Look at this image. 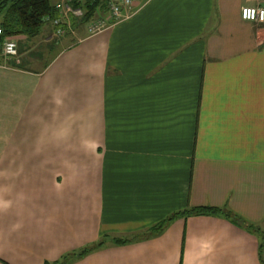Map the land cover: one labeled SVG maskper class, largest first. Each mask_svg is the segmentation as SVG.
<instances>
[{"label": "crops", "instance_id": "obj_1", "mask_svg": "<svg viewBox=\"0 0 264 264\" xmlns=\"http://www.w3.org/2000/svg\"><path fill=\"white\" fill-rule=\"evenodd\" d=\"M243 7L264 0H135L42 70L19 38L0 63V264L100 241L70 264H264L259 235L220 215L113 243L200 207L264 232V24Z\"/></svg>", "mask_w": 264, "mask_h": 264}, {"label": "trees", "instance_id": "obj_2", "mask_svg": "<svg viewBox=\"0 0 264 264\" xmlns=\"http://www.w3.org/2000/svg\"><path fill=\"white\" fill-rule=\"evenodd\" d=\"M73 5L74 7H81L85 11V15L81 20L73 21L72 28H77L80 24L90 23L100 12H108V0H83L81 2H73ZM0 17V28L3 30V40L6 38L19 40L20 37H24L31 42L42 35L45 28L60 17V13L55 8V0H0ZM65 29L67 28L65 27ZM16 62V60H13L8 62V64ZM48 65L45 66V69ZM211 215L225 216L235 224L245 226L249 231L259 235L261 238L260 254H262L264 248V232L261 229L245 223V221L238 219L231 213H226L222 209L210 207L186 209L175 213L142 235H136L128 239H113V243L122 246L140 237L160 234L168 223L177 218ZM105 244V241H100L84 247L81 250L65 254L58 262H47L45 264H70L104 247Z\"/></svg>", "mask_w": 264, "mask_h": 264}, {"label": "built area", "instance_id": "obj_3", "mask_svg": "<svg viewBox=\"0 0 264 264\" xmlns=\"http://www.w3.org/2000/svg\"><path fill=\"white\" fill-rule=\"evenodd\" d=\"M83 0H56L55 8L60 13V17L55 19L51 25L55 30V35L61 37L67 32H71L73 21L81 20L85 11L81 7H74L73 2ZM135 0H108V16L93 19L88 25L89 35H96L108 29L110 26L121 21L132 9ZM249 13V15H246ZM128 16V15H126ZM264 8L261 7H243L241 9V18L246 22L264 24ZM65 27L67 29H65ZM73 29V33H74ZM19 56V44L16 39L6 38L3 40V30L0 28V63L10 62Z\"/></svg>", "mask_w": 264, "mask_h": 264}, {"label": "rangeland", "instance_id": "obj_4", "mask_svg": "<svg viewBox=\"0 0 264 264\" xmlns=\"http://www.w3.org/2000/svg\"><path fill=\"white\" fill-rule=\"evenodd\" d=\"M56 2V0H55ZM109 13H102L100 12L95 18H102V17H107ZM1 19V17H0ZM88 24H80L78 25L77 28H72L71 32H67L64 35H62L61 37H57L55 35V30H53L52 26H49L47 28H45V31L42 33V35H40L39 37H37L36 39H34L33 41L29 42V48L27 50L25 46L24 49H22L23 53L20 55L23 56L24 58V62L25 65H37L35 66V68L37 70H42L44 68V66L47 65V63L50 61V59L53 58L54 54L59 51L60 49H62L63 47L67 46V45H71L73 44V42L75 41V37L73 36V29L75 30L74 32L76 33L79 30H85L88 29ZM74 33V34H75ZM61 44L59 46H54V44L58 41H61ZM19 47L22 43H20V40H17ZM19 58V56H18ZM22 58V59H23ZM17 59V58H15ZM14 60V59H13ZM263 258H264V253H262Z\"/></svg>", "mask_w": 264, "mask_h": 264}, {"label": "snow or ice", "instance_id": "obj_5", "mask_svg": "<svg viewBox=\"0 0 264 264\" xmlns=\"http://www.w3.org/2000/svg\"><path fill=\"white\" fill-rule=\"evenodd\" d=\"M246 15H249V13H246ZM262 18H264V16H262Z\"/></svg>", "mask_w": 264, "mask_h": 264}]
</instances>
